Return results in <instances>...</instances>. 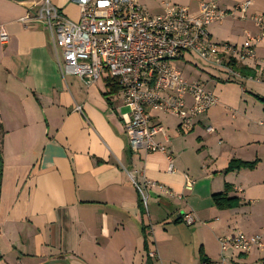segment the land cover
<instances>
[{
  "label": "crops",
  "instance_id": "crops-1",
  "mask_svg": "<svg viewBox=\"0 0 264 264\" xmlns=\"http://www.w3.org/2000/svg\"><path fill=\"white\" fill-rule=\"evenodd\" d=\"M40 1L0 0V35L8 34L7 42L0 39V264H192L183 252L180 260L171 255L179 248L169 226L182 225L188 213L195 219L194 233L213 226L201 239L208 263L220 258L217 240L225 232H262V68L253 62L237 66L254 71L255 77L242 79L249 86L233 99L219 100L191 132L179 133L175 116L153 113L152 122L166 126L169 141L162 133L156 141L173 155L171 172L165 153L131 149L122 118L129 110L116 82L105 76L87 86L77 76L62 75L52 34L35 19ZM51 1L66 17L79 19L73 0ZM182 1L190 9L197 3L196 12L208 0ZM245 1L218 0L225 9ZM250 1L248 13L264 16V0ZM161 2L155 4L157 13ZM27 14L31 19L23 21ZM209 32L218 42L241 45L259 29L249 19L227 17ZM256 52L264 57V39ZM208 126L215 131L209 133ZM233 159L257 163L225 171ZM131 174L162 183L174 194L152 190L153 207L148 209L147 200L146 210ZM226 185L229 196L240 201L219 209L212 196ZM163 203L174 205L177 216L157 207Z\"/></svg>",
  "mask_w": 264,
  "mask_h": 264
},
{
  "label": "built area",
  "instance_id": "built-area-1",
  "mask_svg": "<svg viewBox=\"0 0 264 264\" xmlns=\"http://www.w3.org/2000/svg\"><path fill=\"white\" fill-rule=\"evenodd\" d=\"M73 2L80 8L78 20L66 17L51 0L40 1L35 17L52 34L62 75L77 76L87 86L105 76L116 82L129 110L122 118L131 149L165 153L171 172L175 170L173 155L164 143L156 141L161 133L169 141L166 126L153 123V113L175 116L178 131L190 132L198 118L219 103L212 91L186 77L174 62L185 52L194 53L203 62L222 69L226 81L245 78L237 66L253 62L262 68L264 79V57L259 58L256 52V45L264 39V16L248 13L250 0L233 9L221 7L218 0L203 1L196 12L186 5L165 2L158 14L144 10L140 0ZM227 17L251 20L258 34H248L241 45L214 40L209 27ZM30 19L27 14L23 21ZM0 39L7 42L8 34L1 32ZM75 108L82 112V106ZM206 130L212 133L215 128L208 126ZM131 176L146 208L152 190L174 194L162 183L138 181L134 174ZM193 183L189 179L186 188L191 189ZM183 220L195 222L189 213ZM219 242L223 251L231 248L247 254L264 250V230L256 234L237 230L219 237ZM150 256L155 258L157 253L151 252Z\"/></svg>",
  "mask_w": 264,
  "mask_h": 264
},
{
  "label": "rangeland",
  "instance_id": "rangeland-1",
  "mask_svg": "<svg viewBox=\"0 0 264 264\" xmlns=\"http://www.w3.org/2000/svg\"><path fill=\"white\" fill-rule=\"evenodd\" d=\"M165 2H169L171 4H177V5H188V3L182 1V0H162ZM161 0H140V4L143 7L144 10L150 11L152 13L158 14L156 11L158 8H156L155 4L161 5ZM190 4L191 11L194 12L195 5ZM174 65L178 67L180 70L183 71L184 75L188 77L191 80H197L202 85L206 86L207 89L212 91V93L219 99L223 100L225 98H231L233 99L235 96L240 95V90L242 87H246L247 81H244L242 79H232L231 81H226L227 75L226 73L220 69L216 68L210 64H207L203 62L197 55L191 52H185L183 54V58L176 60L174 62ZM238 65V64H237ZM249 86V84H247ZM239 98V96H238ZM236 108H234V111ZM238 111V110H237ZM191 132V131H190ZM179 133H188V132H179ZM165 200V199H164ZM167 202V200H165ZM148 209H152L153 203L152 200H148ZM157 207L161 208L163 211L172 212L175 213L176 207L172 205L171 207H168L165 205V203L158 205ZM146 209V207H145ZM147 210V209H146ZM174 211V212H173ZM160 213V212H159ZM177 214H173V217H176ZM184 221V220H183ZM194 224H188L185 221L182 225H172L169 226L172 231L173 237L175 238V247L179 249H173L172 250V257L174 259H182V255H180L182 252L184 253L185 260L187 262L194 263V259L197 258L198 264H202L203 260L207 257L203 254L201 247L203 241L201 240L202 237L211 235V232L213 229V226L210 228L208 226L201 227L197 229V232L194 233L195 226ZM236 231H229L225 232L222 236L233 234ZM221 237V236H220ZM211 245H216V239L215 242L211 239L208 240ZM218 246H219V252H220V258L217 259V261H212L210 263L205 264H264L261 262L260 258H264V251L260 250H253L252 253L247 255L245 253H241L238 250L228 249L227 251H223L222 246L219 242L218 238ZM183 243L185 244V247L183 246ZM245 254V255H244ZM257 259V262H256ZM262 259V258H261ZM213 260V258H212Z\"/></svg>",
  "mask_w": 264,
  "mask_h": 264
},
{
  "label": "trees",
  "instance_id": "trees-1",
  "mask_svg": "<svg viewBox=\"0 0 264 264\" xmlns=\"http://www.w3.org/2000/svg\"><path fill=\"white\" fill-rule=\"evenodd\" d=\"M241 73L245 77H248V76L255 77L254 71L252 69H249L246 67H243L241 69ZM115 86H118V85L115 84ZM260 100L263 104V109H264V97H261ZM0 130L3 131V127H2L1 123H0ZM256 163H257L256 161L249 162V161H243V160H239V159H233L230 161V163H229V165L225 171L229 172V171H233V170H239L242 168H254L256 166ZM2 170H3V157H2L1 150H0V184H1ZM230 191H231V187L229 185H226V188L223 192L213 194L212 197H213L214 203L219 209L234 208V207H236V204L239 203L240 200L238 197H230L229 196ZM140 203H141V205L143 204L142 200L140 201ZM180 219H181V217L177 221H179ZM261 262L264 263V258L261 259ZM206 263H208V259L206 260Z\"/></svg>",
  "mask_w": 264,
  "mask_h": 264
},
{
  "label": "water",
  "instance_id": "water-1",
  "mask_svg": "<svg viewBox=\"0 0 264 264\" xmlns=\"http://www.w3.org/2000/svg\"><path fill=\"white\" fill-rule=\"evenodd\" d=\"M18 1H28V0H18Z\"/></svg>",
  "mask_w": 264,
  "mask_h": 264
}]
</instances>
